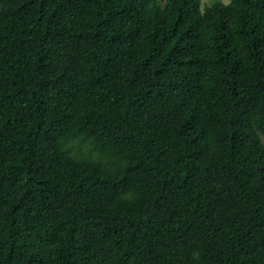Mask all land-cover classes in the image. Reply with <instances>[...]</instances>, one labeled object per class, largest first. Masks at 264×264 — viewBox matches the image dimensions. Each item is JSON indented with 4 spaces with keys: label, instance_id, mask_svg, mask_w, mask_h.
Returning a JSON list of instances; mask_svg holds the SVG:
<instances>
[{
    "label": "trees",
    "instance_id": "trees-1",
    "mask_svg": "<svg viewBox=\"0 0 264 264\" xmlns=\"http://www.w3.org/2000/svg\"><path fill=\"white\" fill-rule=\"evenodd\" d=\"M0 264H264V0H0Z\"/></svg>",
    "mask_w": 264,
    "mask_h": 264
},
{
    "label": "rangeland",
    "instance_id": "rangeland-1",
    "mask_svg": "<svg viewBox=\"0 0 264 264\" xmlns=\"http://www.w3.org/2000/svg\"><path fill=\"white\" fill-rule=\"evenodd\" d=\"M160 1H163V0H160ZM211 1H213V0H200L202 6L209 5L211 3ZM220 1L224 4L229 2V0H220Z\"/></svg>",
    "mask_w": 264,
    "mask_h": 264
}]
</instances>
